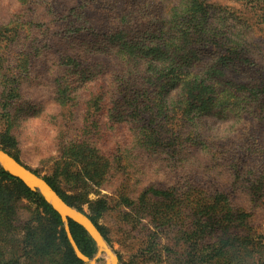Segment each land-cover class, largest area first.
Wrapping results in <instances>:
<instances>
[{"label":"rangeland","instance_id":"obj_1","mask_svg":"<svg viewBox=\"0 0 264 264\" xmlns=\"http://www.w3.org/2000/svg\"><path fill=\"white\" fill-rule=\"evenodd\" d=\"M0 149L117 264H264V0H0ZM29 191L0 264H112Z\"/></svg>","mask_w":264,"mask_h":264},{"label":"water","instance_id":"obj_2","mask_svg":"<svg viewBox=\"0 0 264 264\" xmlns=\"http://www.w3.org/2000/svg\"><path fill=\"white\" fill-rule=\"evenodd\" d=\"M0 167L12 177L19 180L26 188L32 192H36L44 197V199L51 205L53 210L64 220L69 219L80 224L88 234L93 238L97 245L108 252L112 257V264H117L116 258L111 254L106 243L104 242L100 232L93 224V222L71 208L58 193L40 176L36 175L26 166L18 162L9 153L0 149ZM78 257L88 262L89 259L76 249Z\"/></svg>","mask_w":264,"mask_h":264},{"label":"trees","instance_id":"obj_3","mask_svg":"<svg viewBox=\"0 0 264 264\" xmlns=\"http://www.w3.org/2000/svg\"><path fill=\"white\" fill-rule=\"evenodd\" d=\"M220 43L221 46H225V44L221 43V42H218ZM228 50H230L229 48H227ZM0 175L6 180V178L11 181L12 183L14 182L16 185L19 186V188L21 189V191L25 194H31V192L20 182L18 181L17 179L13 178L12 176L8 175L6 172H3V171H0ZM51 215L57 220V223L60 224L61 223V220H60V217L54 213L51 209L49 210ZM72 225V224H71Z\"/></svg>","mask_w":264,"mask_h":264}]
</instances>
